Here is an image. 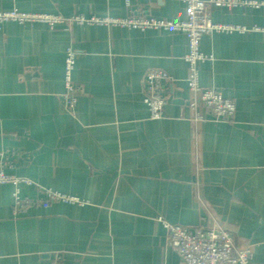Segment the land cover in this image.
<instances>
[{"label": "crops", "instance_id": "crops-1", "mask_svg": "<svg viewBox=\"0 0 264 264\" xmlns=\"http://www.w3.org/2000/svg\"><path fill=\"white\" fill-rule=\"evenodd\" d=\"M213 6L242 29L201 39L200 83L236 103L232 120L188 105L183 31L69 22L76 15L184 18V0H0V10L60 15L0 29V264H183L164 221L223 224L264 264V0ZM80 85L64 101L65 60ZM165 69L167 101L151 118L143 77ZM29 203L15 205V192ZM53 190L78 201L40 200Z\"/></svg>", "mask_w": 264, "mask_h": 264}, {"label": "built area", "instance_id": "built-area-1", "mask_svg": "<svg viewBox=\"0 0 264 264\" xmlns=\"http://www.w3.org/2000/svg\"><path fill=\"white\" fill-rule=\"evenodd\" d=\"M130 4V0H125ZM185 17L176 19L157 18L146 14L129 15L126 17H91L76 15L67 19L69 22H109L130 28H156L171 31H183L188 40V52L185 60L188 63L187 85L190 92L188 105L194 111V119L202 118L201 108L207 109L214 117L232 120L236 114V103L232 98L224 96L215 88H206L200 83L199 63L208 56L201 50V39L206 33L214 30L242 29L243 26L221 24L212 18L213 6L233 7L239 4L237 0H184ZM46 20L51 24L64 21L60 15L24 12L17 9L0 10V29L9 20ZM76 61V51L70 48L65 60L66 90L63 95L66 107L73 111L79 94L80 85L72 78V71ZM172 76L162 68H150L143 77L144 100L149 107L151 118L162 117L167 101L166 85ZM0 182H11L18 186L20 183H31L26 177H19L0 172ZM47 197L40 202L48 206L56 201H78L75 196L48 190ZM29 199L22 198L19 190L15 192V205L22 208ZM168 238L181 257L183 264H252L253 253L249 246L241 247L236 243L233 230L223 224L199 225L190 228L179 223L164 221Z\"/></svg>", "mask_w": 264, "mask_h": 264}]
</instances>
